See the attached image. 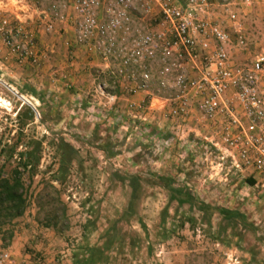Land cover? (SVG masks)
<instances>
[{"label":"rangeland","instance_id":"374dc122","mask_svg":"<svg viewBox=\"0 0 264 264\" xmlns=\"http://www.w3.org/2000/svg\"><path fill=\"white\" fill-rule=\"evenodd\" d=\"M67 1L2 0L0 13L13 24L20 21L26 31L33 33L37 45V35L50 37L65 33L62 28L55 33L57 21H53L50 31L45 24L52 5ZM247 8L245 5L232 6L235 23L221 25L231 35L232 48H236L233 29L241 26L246 39L239 48L242 51L239 55L244 62H250L257 53L264 51V20L250 17ZM144 24L153 30L159 21L147 17ZM69 25L73 26L71 22ZM73 31L75 36L74 26ZM63 45L66 50H62L60 59L67 64L74 62V37L63 41ZM3 47L8 55L6 58L16 63L15 56ZM95 56L98 65L90 66V82L84 97L78 98L80 90L76 82L61 74L60 82L51 90L61 98L58 96L52 102L42 85L21 79L13 66L0 65V147L17 140L18 150H23L29 139L40 140L42 147L38 172L29 188L31 204L24 216L16 220L15 232L28 229L30 241H44L45 238L55 241L59 247L55 260L61 257L71 260L72 264L74 252L86 243L104 246L103 253L108 255V261L103 264H226L227 254L235 255L242 264H264V199L258 198L238 174L229 172L226 178L216 165L215 155L204 149L194 150L190 143L169 147L172 148L170 155L164 158L157 142L161 133L154 112L145 121L134 118L129 112L128 100L123 99L130 96L127 87L135 80L114 77L104 59ZM40 59L29 63L41 67ZM160 66L158 61L150 66L152 78L148 91L150 95L172 97L171 90L159 87L156 73ZM176 72L172 71V77ZM6 82L12 83L14 89L35 107V120L25 119L26 124L21 127L23 136H20L21 125L16 117L19 111L24 114L21 109L24 103ZM108 93L117 95L114 103L109 100ZM148 100L145 96V103L139 104L147 106ZM114 108H117L116 122L108 114ZM128 119L132 135L126 134L124 128ZM162 136L171 137L164 131ZM57 137H63L77 150L76 156L66 165L61 183L54 179L61 164L54 143ZM132 176L138 178L140 186L127 214ZM45 182L60 189L67 206L69 226L61 233L41 224L47 207L40 209L37 200H44L43 196L50 191L43 189ZM168 183L189 188L196 202L179 205L170 200ZM200 202L210 207L236 209L246 224L223 219L211 208L200 210L197 207ZM106 230L109 235L103 237ZM2 250L7 249L1 241L0 252Z\"/></svg>","mask_w":264,"mask_h":264},{"label":"built area","instance_id":"2783aa9c","mask_svg":"<svg viewBox=\"0 0 264 264\" xmlns=\"http://www.w3.org/2000/svg\"><path fill=\"white\" fill-rule=\"evenodd\" d=\"M258 1L68 0L52 5L45 27L50 31L53 21L71 22L76 45L102 57L114 77L135 80L127 87L130 95L148 90L150 66L158 61L160 89L176 91L166 98L172 103L166 116L183 124L197 113L194 127L199 139H192L191 147L215 155L226 178L229 172L238 174L258 198L264 199V51L250 62L234 63L229 52L231 35L213 14L221 10L235 18L232 6L250 8ZM153 13L158 15L159 27L149 30L143 20ZM12 24L0 13V41L19 64L37 62L41 55L35 36L20 21ZM233 30L235 46L243 47L246 38L241 26ZM185 57L199 60L195 77L182 71ZM172 71L177 72L169 79ZM108 96L112 103L117 99L115 94ZM128 107L132 117L143 121L157 109L150 102L144 106L130 100ZM180 124L175 136L159 139V147L189 143ZM11 262L10 252L2 250L0 264ZM226 264L242 263L227 254Z\"/></svg>","mask_w":264,"mask_h":264},{"label":"crops","instance_id":"0c3cea01","mask_svg":"<svg viewBox=\"0 0 264 264\" xmlns=\"http://www.w3.org/2000/svg\"><path fill=\"white\" fill-rule=\"evenodd\" d=\"M246 13L250 14V17L255 18L256 20H261V19L264 20V0L258 1L255 4H253L252 7L247 8ZM156 14L157 13H153L151 17H149V20L151 19L153 21H156L158 18L157 17L158 15ZM213 14L214 16L217 17V22L220 25L226 26L227 24L231 25L235 23V18H231L229 15L224 14L221 10H218L216 12L214 11ZM49 16L46 18V20L49 18ZM57 22H58L56 23L57 29L55 30V33H59V30L61 28L64 30L65 33H62L61 35L60 34L52 35L50 37L41 34L37 35L38 50L41 55L40 58L42 59L40 60L43 63L41 67L34 66L29 62H25L22 65H18L16 64L17 62L15 63L12 58H6V56L8 55H6L5 48L3 47L1 41H0V65L5 63V65H7L6 68L8 66H13L16 69L14 72L18 71V76L21 79L23 80L27 79L28 81L33 82L35 85H42L46 90V97H50V102H52L54 98L58 96L59 98H61L60 95L57 96V94H55L51 90L56 88V85H58V82H60L59 77L62 76L63 74H64L63 76L64 78L72 79L73 82H76L77 85L75 84V86L80 90V92L77 93V96L78 98H83L85 91L87 90V87L89 86V82H90L88 78L90 66L94 64L98 65L97 64L98 58L97 56L87 52L84 46L76 45L74 51L72 52L75 55L76 59L74 60V62H71L69 64L64 63L63 60L60 59V54L62 53V50L64 49L66 50V47L63 45V41L73 39L74 31H73V26L69 25V21H64V22L57 21ZM144 23H145V18L143 20V24ZM158 27L159 25L157 24L156 27L153 28V30L157 29ZM229 31H231V29H229ZM61 44L63 46H61ZM229 52L232 61L234 63L244 62L241 61L243 57L239 55V53L242 52L241 49L237 47L236 48L229 47ZM101 63L103 65V62ZM198 64H199L198 59L195 61H190L187 57H185V60L181 65L182 66L181 69L182 71L186 72L188 76L195 77L198 74V69H197ZM159 70L160 68L158 69V73H156L157 81L159 80L160 77ZM173 77L171 74L168 76L169 79H172ZM6 83L14 88V85L12 83L10 82H6ZM172 92L174 94L176 93V91H172ZM145 96L149 97L148 104L150 102L153 106L156 105L157 107V109L154 110L153 112H154V117L157 118L156 119L157 128L160 130L159 133H161V137L159 139L162 140L164 138H168L162 136L163 131L166 133H170V135L173 136V134H175V129L180 124V121L178 119H173L171 117L168 118V116H166V114L168 113L169 109L172 106V103L166 100L167 96L161 94L150 95V92L146 90V91L138 92L134 95H130L126 99L124 97L123 99L128 101L130 100L135 102L136 104H139V103H145ZM116 111L117 108L116 109L114 108L113 111H109L110 113H108L110 115L109 116L110 119H112L113 122H116V120H118V117L115 116ZM120 116L122 115H119V117ZM198 118L199 115L197 113H194L191 121H189L188 123L184 122L183 124H180L181 127L183 128L185 135H187L188 137L189 143H191L190 141L192 139L195 138L199 139L198 138L199 133H197V131L195 130L196 127H194L197 125ZM129 124L130 123L128 119L127 122H124L125 125L124 128L126 130V134L132 135L133 133L132 128H130ZM115 126L118 127L117 125ZM199 149H201V147ZM171 150L172 148L166 149L160 147V152L163 154L164 158L170 155L169 151ZM16 232L10 243L6 247H4L11 254L12 262L10 264H72L71 260L69 261V259H66L65 261L61 259V257L55 260V258L58 257V255L57 256L55 255L59 250V247L57 248V244L55 241H48L47 238H45L44 241H30L31 233L28 229H25L24 231H20L19 233ZM27 248H32V249H27Z\"/></svg>","mask_w":264,"mask_h":264},{"label":"trees","instance_id":"16d2710c","mask_svg":"<svg viewBox=\"0 0 264 264\" xmlns=\"http://www.w3.org/2000/svg\"><path fill=\"white\" fill-rule=\"evenodd\" d=\"M21 109H23L24 114L19 111L16 120L21 125L19 129L20 136H23L24 133L21 127L26 124L25 119L34 121L36 113L27 104H23ZM54 143L61 157V164L57 170L58 174L54 175V179L61 183L67 170L66 165L76 156L77 150L68 141H65L63 137L55 138ZM19 145L16 140L12 143L6 142L0 147V239L4 247L14 237L16 220L24 216L31 204L29 188L34 176L38 172L41 157L40 152L42 147L40 140L29 139L24 143L23 150H18ZM159 178L164 179L162 176ZM248 182L250 184L253 183L251 179H248ZM167 185H169L168 187L171 190L170 200H175L179 205L196 202L189 188L169 183ZM130 186L132 190L130 203L126 209L127 214L131 210L132 202L137 198L140 186L138 178L132 176ZM47 188L50 191L45 193L43 196L44 200H37L40 209H43L45 206L47 207V213L41 224L46 228H52L57 233H61L69 226L67 222V206L61 198L60 189L50 182H45L43 189L47 190ZM197 207L200 210L211 208L222 215L223 219L229 221L240 220L246 224L245 218L236 209H226L220 206L210 207L202 202ZM87 227V225L84 227V234ZM108 235V230L102 233L103 237H108ZM103 248L104 246L100 247L96 244L89 245L86 243L85 245H81L73 254V264L107 263L108 255L103 253ZM105 248L108 247L106 246Z\"/></svg>","mask_w":264,"mask_h":264},{"label":"water","instance_id":"95a60500","mask_svg":"<svg viewBox=\"0 0 264 264\" xmlns=\"http://www.w3.org/2000/svg\"><path fill=\"white\" fill-rule=\"evenodd\" d=\"M8 88L11 89L22 101L24 104L29 105L30 107H32L33 109H35V107L33 106V104L31 103L30 100H28L26 97H24L23 95L19 94L13 87H11L10 85H8Z\"/></svg>","mask_w":264,"mask_h":264}]
</instances>
